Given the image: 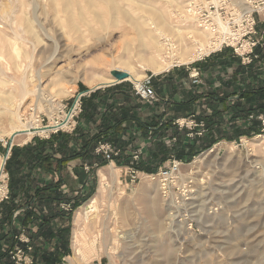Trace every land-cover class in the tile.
I'll list each match as a JSON object with an SVG mask.
<instances>
[{"label": "rangeland", "instance_id": "1", "mask_svg": "<svg viewBox=\"0 0 264 264\" xmlns=\"http://www.w3.org/2000/svg\"><path fill=\"white\" fill-rule=\"evenodd\" d=\"M13 1V4H16L15 11L19 10L20 0ZM143 1L151 3L163 13L167 28L184 26L185 20L180 8L186 6V0ZM260 1L264 0H254L253 3ZM21 2L26 5L25 9L30 15L32 4H38L37 20L46 34L40 31L36 22H33V26L45 43H40L32 50L30 43L33 39L21 31L20 14L16 13L19 31L17 43L20 49L23 48L21 52H27L31 59L22 58V68L19 70L13 68L11 61L7 59L8 67L2 69L1 78L5 82L0 86V160H3L6 153L8 159L10 149L21 144L17 140L18 135L10 140L11 126L8 120L12 110L20 111L23 123L35 117L40 127H48L64 113L69 112L79 94L82 95V103V98L86 92L96 87L98 79L112 78V70L124 71L126 68L120 66L119 62L127 60L128 56L131 59V69L142 77L152 76L153 82L156 77L173 69L182 72L189 68V77L197 63L206 56L210 57L219 52H210L193 63L174 65L168 71L154 75L147 66L140 64L136 57H133L134 51L131 55L128 52L127 56L123 55L126 53V43L137 40L134 30L123 21L106 29L107 31L93 25L97 31L93 35H88L82 28V34H72L64 27L62 15L59 14L57 18L50 7L43 8L38 0ZM8 6V0H0V12ZM184 10L187 8L184 7ZM253 18L255 38L262 44V35L256 26L257 20H264V10L255 9ZM20 40L25 42H19ZM49 59L51 60L48 61ZM92 66L97 68V79L95 78L93 87L89 86L91 79H84L85 75L92 76ZM36 74L41 75L39 94L34 88ZM188 77L184 79V83L186 80L190 81ZM123 82L132 87L133 81ZM22 83L28 90H34V93L26 96L27 98L20 92ZM100 86L102 85L98 87ZM191 86L193 85L190 84L189 87ZM153 89L155 91L154 86ZM155 102L145 103L150 105ZM180 131L188 135L187 129L182 128ZM61 132L71 133L69 130ZM51 134L54 133L34 134L25 144L33 138L47 139ZM263 136L264 132L228 141L216 140L213 135L214 142L210 148L192 154L182 163L178 161L180 165L177 179L171 185H164L157 177L158 170L166 166L169 160L155 165L157 167L153 173L136 171V174H131L129 167H116L109 163L118 169L115 182L109 183L112 188L104 194V202L99 204L90 235L82 246L73 247L75 214L97 195L98 181L93 196L85 200L71 215L69 254L62 258L61 264H264V168L257 163L258 160L264 159ZM171 137L167 142L161 140L155 142V145L173 146L177 139L172 141ZM1 174L3 177L0 179V196L5 186L8 191L5 164ZM162 186L163 189L160 190ZM63 207L62 209L67 211L68 206Z\"/></svg>", "mask_w": 264, "mask_h": 264}, {"label": "trees", "instance_id": "2", "mask_svg": "<svg viewBox=\"0 0 264 264\" xmlns=\"http://www.w3.org/2000/svg\"><path fill=\"white\" fill-rule=\"evenodd\" d=\"M260 34L262 44L259 43L253 49V58L249 64H243L241 58L234 55L229 48L215 54L229 51L230 61L239 62L241 66L257 65L264 71V35ZM183 77H188V74L185 73ZM254 79L256 85L251 83L241 91L239 98L242 102H232L227 106L224 97H210L221 105L217 112L220 113L219 117L213 116L212 113L199 118L194 116L204 122L206 132L212 130L211 126L214 124L222 129L220 126L226 120L229 129L226 133H215L216 140L231 141L263 132L262 123L258 118H264V73L261 77L254 76ZM91 97L92 94L88 100ZM84 101L83 97L81 114L84 112ZM159 102L158 99L155 103ZM146 106L153 109L157 105ZM104 112L105 109L100 104L89 109L92 119L89 120L88 129H91L90 123L97 128L92 135L88 129L80 131L76 126L71 133L58 131L47 139L33 138L22 147L13 146L10 149L9 158L5 163L8 195L7 199L0 201V264H13L10 252L16 247H22L20 234L29 239L33 264H61L62 258L69 254L71 215L92 195L95 182L90 178L96 169L111 161H117L133 171L153 173L157 167L155 165L163 164L174 157L175 144L170 147L158 144L154 148L151 143L147 147V155L140 153L138 159L133 160L134 151L117 148L111 137H108L110 132L117 133L118 127L103 125ZM188 117L192 115H184L183 118ZM98 118L99 124H96ZM167 123L162 122L161 116L160 121H155L154 118L148 120L144 126L146 136L152 140L155 134L166 133ZM158 140L161 141L158 138L155 142ZM100 144H109L119 151L118 155H111L107 159L103 153L96 152ZM75 160L81 164L72 167V172L77 177L81 176L82 180L74 183L66 181V178L64 180V175H68V165ZM62 206H68L67 211L63 210Z\"/></svg>", "mask_w": 264, "mask_h": 264}, {"label": "bare ground", "instance_id": "3", "mask_svg": "<svg viewBox=\"0 0 264 264\" xmlns=\"http://www.w3.org/2000/svg\"><path fill=\"white\" fill-rule=\"evenodd\" d=\"M21 1L22 0H20L19 10L15 11L14 5L16 4H13L14 3L13 0H8V5H9L8 8L0 12V86L4 81L1 78V76H3L2 69H4V67L5 68L8 67L7 59L11 61L12 65L14 66L13 68L19 70L22 68L21 59L22 58L28 59L31 56V55L29 56L27 52L26 53L24 52L23 54V52H21L23 48L20 49L17 43L16 38H18L17 36L19 31L16 23L17 22L16 18L18 17V16L16 17L17 15L16 13L20 14L19 16L21 22H19V26L21 27V31L29 34L33 39V41L30 43L32 50H35L40 43L44 42V41L42 42L39 33H37L36 27L33 26V22L34 23L36 22L40 31H43L44 33L46 32L45 29L40 25L39 21L37 20L36 13L38 10L37 8L38 4H32L31 7L32 15H30L27 13L28 10L26 11L25 9L26 5ZM38 1L42 3L43 8L44 6L50 7L57 18L59 17V14H61L62 15L61 17H63L65 23L64 27L67 29L68 33H72V34H79V32L80 34H82L81 33L82 31L81 28H82L84 29V32L88 33V35H93L97 32L95 31L94 29L95 27H93V25H97L99 29L104 31L106 29H109L110 27L117 26L119 22L123 21L125 25H127L129 28L134 30L137 40H133L126 43V47L124 46L126 53L124 54L122 53V54L127 56V52L131 55V52L134 51V56L133 55L132 56L136 57L137 61L140 64H144L145 66H147L154 75L166 72L174 65L193 63L195 60L200 59L202 56L207 55L211 51L217 49L219 45L225 41L228 35L231 36V32L222 22L218 23L219 25H218L217 33H213L210 30L200 26L199 22H197L195 19L192 18L189 11L184 10V7L187 8L188 4L180 8L182 17L185 20L184 26L183 27L171 26L167 28V24L164 21L163 13H160L161 11L159 12L158 9L154 7L151 3H148L143 0H38ZM171 1L172 0H170V2ZM253 1L254 0H232L234 4L239 5V7L241 6L240 8L242 11H245L247 13H250L252 10L256 8V7L254 8L253 6ZM125 6L127 8H125ZM258 8L259 10H264V7L261 8L257 7L256 9ZM123 35H121V37ZM19 42H25V41L20 40ZM56 47L55 49L57 50ZM129 58L130 57L128 56L127 60L119 62L121 63L120 66L126 68L124 70V72L128 74V78L126 80L127 81L131 80L135 83L140 82V80L144 76L142 77L140 73L135 72L133 71V69H131L130 67L131 65L129 62L131 59ZM50 60L51 59H49L48 61ZM25 70L26 69H24V71ZM116 70L120 71V69H116ZM56 74L59 76L61 75L59 73ZM91 75L92 76L90 77L85 75L84 79L86 80L91 79L89 86L93 87L94 86L93 82L95 83V78H96L95 76H97V68L91 70ZM34 80H35L34 88L35 91L38 93L41 91L40 89L41 75L38 74ZM98 80L99 82L94 88H97L99 85L113 82V78L102 77V79L100 78ZM27 88L25 87L24 83L21 84L20 92L24 98L28 94H32V92L34 93V90L30 91ZM21 117L22 116L20 115V111H18V109L12 110L10 111L9 120H8L11 126L10 127L11 133L9 135L11 136L13 133L19 132L18 134L19 137L17 138V140L20 141L21 144L29 141L34 134L39 133L46 135L49 130H54L61 126L64 127L66 124V120H65L63 123L52 122L48 127H40L38 120L35 119V117H31L27 119L25 123L22 122L23 120ZM0 137H2V134H0ZM257 163L264 168L263 158L261 160H258ZM2 168H3V160L1 159L0 179H2L3 177V175L1 174ZM117 170L118 169L113 167L112 165L106 168V170H99L98 173L99 187H98L97 195H95L85 205L83 209L79 210V212L75 214L73 221L74 226L72 231L73 247L82 246L86 237L90 235L91 228H93L92 226L94 221L93 218L98 212L99 204L104 202V198H105L104 194L110 192L112 186L109 185V183L115 182V176L117 174ZM162 189L163 186L162 188H160V190Z\"/></svg>", "mask_w": 264, "mask_h": 264}, {"label": "crops", "instance_id": "4", "mask_svg": "<svg viewBox=\"0 0 264 264\" xmlns=\"http://www.w3.org/2000/svg\"><path fill=\"white\" fill-rule=\"evenodd\" d=\"M257 28L264 35V20H257ZM229 58L230 53L226 51L220 54H213L210 57L206 56L205 59L197 63L195 69L199 70L200 84L196 86L189 87L190 81L188 80H186V83L183 82L185 79L183 76L185 73H189V68L182 72L179 69H173L153 79L152 83L160 101L159 103L151 104L157 105L153 109L147 108L145 102H140L134 95L132 87L125 82L93 88V90L85 94L84 112L78 118V129L80 131L88 129V123L92 119L89 109L95 108L100 104L105 109L103 125L105 127H118L117 133L114 131L108 134V137H111L117 148L120 147L134 151V153L139 152L147 155V147L152 143L155 148L156 139L159 138L163 142H167L169 137L172 136L177 139L172 159L182 163L189 159L192 154L210 148L214 142L213 135L226 133L229 126L225 120L224 124L220 126L222 129L217 128L218 125L214 124L211 126L212 130L210 129L203 136L189 138L184 131H180L178 126L175 125V121L183 118L184 115H192V117L199 118L209 116L212 113L213 116L217 115L216 117H219L220 113L217 112L221 109V105L212 101L210 97L217 96L220 99L224 97L227 106L232 102H242V99L239 98L241 91L251 83L256 85L254 76L261 77L264 73L257 65L252 67L241 66L239 62L230 61ZM91 94L92 97L88 100ZM160 116L162 122H168L166 125L168 131L162 135L155 134L151 140L146 136L144 126L152 118L155 121H160ZM96 124H99V118ZM90 127L91 129L88 130L91 131L90 134L92 135L97 131V128H94L91 123ZM24 145L26 144L22 143L17 145V147ZM109 163H113L116 167H124L122 163L117 161ZM109 163L96 169L91 176L90 179H94L95 182L91 196L96 190L99 170H106L110 166ZM78 164L81 163L75 160L68 165L66 171L68 175L65 174V176L63 174L64 180L66 178V181L74 183L82 180L81 176L77 177L72 172V167ZM1 237L0 225V247L2 244Z\"/></svg>", "mask_w": 264, "mask_h": 264}, {"label": "built area", "instance_id": "5", "mask_svg": "<svg viewBox=\"0 0 264 264\" xmlns=\"http://www.w3.org/2000/svg\"><path fill=\"white\" fill-rule=\"evenodd\" d=\"M186 3L188 4L187 10L191 16L199 22V25L203 28L217 33L218 23L222 22L231 32V36L228 35L225 41L211 52L221 51L222 48H229L234 55L241 58L243 64H249L251 62L253 58V49L259 44V41L255 38L256 31L253 13L257 7L264 5V1L253 3L254 8H256L250 13L242 11L239 5L234 4L232 0H186ZM189 79L191 85H199L200 77L198 70L193 69L189 75ZM132 89L134 95L143 102L151 103L157 101V96L152 86V76L145 75L140 82H132ZM81 97L82 95L79 94L75 98L69 112L64 113L62 117L55 120L57 123H63L66 120L65 126L49 130L51 133L65 130L71 132L74 129L76 119L81 112ZM258 119L262 123L264 132V118L259 117ZM175 125H177L179 129H187L189 137H201L206 133L204 122L194 117L177 119ZM171 139L175 141V138L172 137ZM96 152L103 153L107 159H109L111 155L117 156L119 153L118 150H115L109 144H100ZM139 154V152L134 153L133 160H137ZM179 165L178 161L170 159L166 166L158 170L157 177L164 185L174 184L177 179ZM130 172L131 174H136V171L130 170ZM7 195L8 191L5 186L0 196V201L7 199ZM66 207L67 206L63 208ZM19 241L23 244L22 247H16L10 252V258L13 264H33V259L30 255L32 247L29 244V239L24 234H20Z\"/></svg>", "mask_w": 264, "mask_h": 264}, {"label": "water", "instance_id": "6", "mask_svg": "<svg viewBox=\"0 0 264 264\" xmlns=\"http://www.w3.org/2000/svg\"><path fill=\"white\" fill-rule=\"evenodd\" d=\"M110 75L113 78V82L108 83V84H103L102 86H106V85H109V84H115V83L123 82V81H125L128 78V74L126 72L119 71V70H112V71H110ZM18 134H19V132L13 133L11 135V137H10V140H13V138L15 136H17ZM7 154L8 153H6V156L3 158V165L5 164V161L7 159Z\"/></svg>", "mask_w": 264, "mask_h": 264}]
</instances>
